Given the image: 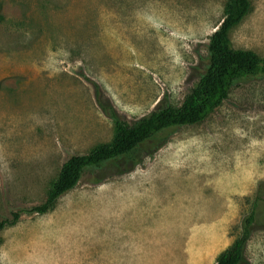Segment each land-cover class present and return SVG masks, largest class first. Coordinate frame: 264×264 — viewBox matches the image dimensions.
<instances>
[{"label": "rangeland", "instance_id": "374dc122", "mask_svg": "<svg viewBox=\"0 0 264 264\" xmlns=\"http://www.w3.org/2000/svg\"><path fill=\"white\" fill-rule=\"evenodd\" d=\"M227 1L0 0V216L43 203L70 155L113 138L94 83L129 122L180 104ZM251 3L230 37L264 55V0ZM167 133L134 169L90 168L53 210L5 228L0 264H216L264 196V77ZM245 257L264 264V224Z\"/></svg>", "mask_w": 264, "mask_h": 264}, {"label": "trees", "instance_id": "16d2710c", "mask_svg": "<svg viewBox=\"0 0 264 264\" xmlns=\"http://www.w3.org/2000/svg\"><path fill=\"white\" fill-rule=\"evenodd\" d=\"M252 9L251 0H228L224 17L211 34L208 43L207 63L198 80L178 105L159 102L149 114L129 122L124 119L101 88L94 83L98 104L114 123V135L109 142L97 145L82 154L70 155L51 181L46 200L32 208H16L11 216H0L1 233L15 225L26 213L45 214L56 207L63 195L74 189L86 170L114 163L119 173L128 172L141 161L136 152L142 147L153 156L167 143L171 128L199 123L226 100L234 85L251 77H264V55L249 48H236L230 37L233 28L239 25ZM132 164V166H128ZM264 201L259 187L253 208L243 220L242 232L230 247L222 251L216 264H247L245 248L255 228L264 224L258 218L257 208ZM262 218V217H261Z\"/></svg>", "mask_w": 264, "mask_h": 264}]
</instances>
